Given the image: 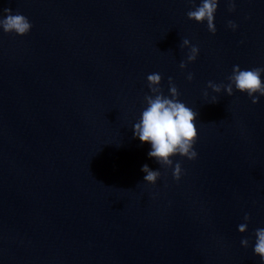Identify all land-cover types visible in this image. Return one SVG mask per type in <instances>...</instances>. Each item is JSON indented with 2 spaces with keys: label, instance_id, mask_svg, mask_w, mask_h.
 I'll return each mask as SVG.
<instances>
[{
  "label": "water",
  "instance_id": "obj_1",
  "mask_svg": "<svg viewBox=\"0 0 264 264\" xmlns=\"http://www.w3.org/2000/svg\"><path fill=\"white\" fill-rule=\"evenodd\" d=\"M5 8L32 28H0V264H261L264 96L253 104L207 85L228 84L234 65L264 67V0H236L234 12L219 0L215 34L188 19L189 0H0V16ZM185 38L199 54L182 70ZM152 73L166 96L172 77L198 113L197 158H172L179 181L134 138ZM145 164L161 172L155 184Z\"/></svg>",
  "mask_w": 264,
  "mask_h": 264
},
{
  "label": "clouds",
  "instance_id": "obj_2",
  "mask_svg": "<svg viewBox=\"0 0 264 264\" xmlns=\"http://www.w3.org/2000/svg\"><path fill=\"white\" fill-rule=\"evenodd\" d=\"M193 8L187 12L189 20L197 23L207 22V30L215 34L214 24L215 13L218 8L219 0H200L197 6L195 0H189ZM228 11L236 10V0H226ZM3 16H0V28L5 33H15L24 36L29 33L32 24L27 17L20 13L12 14L10 8L3 9ZM227 26L235 31L238 25L234 21H228ZM243 41H241L242 43ZM181 48H189L187 60L181 61L179 67L183 70L188 63L194 62L199 54V48L191 45L188 39H183ZM264 73V67H256L248 70H242L239 65H234L232 74L227 77L228 84H216L208 82L207 87L213 92L220 93L223 89L228 96L233 95V89L242 93H247L253 104L259 102V97L264 96V82L261 80V74ZM187 79L191 81L193 74L189 73ZM162 76L159 73H152L147 76V86L150 91L145 94L144 100L146 107L143 109L140 119L133 126L134 138L151 145L148 152L150 158H155L160 167L165 169L172 168V175L176 181H179L184 174V170L179 162L173 161L174 156L185 157L188 160H195L198 153L194 150V144L198 139L196 121L198 113L187 107L179 100V91L173 82L172 77L168 78L169 95H164L160 87ZM259 94L257 96L256 94ZM208 95L207 91L204 93ZM217 99L213 97V102ZM142 172L146 173L144 181L149 184H155L161 177V172L151 170L147 164L142 166ZM244 223L238 225V231L244 233L247 231L248 222L251 216L245 213ZM255 242L253 245L254 255L260 258L261 264H264V228H257L254 232ZM241 246L247 248L249 240L241 239Z\"/></svg>",
  "mask_w": 264,
  "mask_h": 264
}]
</instances>
